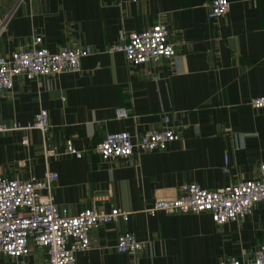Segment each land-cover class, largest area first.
Returning <instances> with one entry per match:
<instances>
[{
	"label": "crops",
	"instance_id": "0c3cea01",
	"mask_svg": "<svg viewBox=\"0 0 264 264\" xmlns=\"http://www.w3.org/2000/svg\"><path fill=\"white\" fill-rule=\"evenodd\" d=\"M210 1L0 0V55L36 36L53 51L93 48L77 72L17 76L11 89L0 91V122L26 124L41 108L50 118L45 138L39 128L0 132V175L56 170L60 208L130 212L127 221L92 229L91 246L77 252L76 264H218L229 256L252 257L264 244V202L223 224L208 212L146 211L157 198L177 197L184 183L214 189L257 176L264 162V107L250 104L264 94V0H230L229 11L215 18L208 16ZM157 22L169 26L174 56L134 64L109 49L121 30ZM118 106L128 107L130 116L117 118ZM167 124L180 133L167 149L108 159L94 150L108 132L141 134ZM68 138L84 150L81 157L46 155L47 148L63 152ZM123 230L144 241L137 254L117 250ZM0 264L23 263L2 256ZM24 264H48V254L31 243Z\"/></svg>",
	"mask_w": 264,
	"mask_h": 264
},
{
	"label": "built area",
	"instance_id": "2783aa9c",
	"mask_svg": "<svg viewBox=\"0 0 264 264\" xmlns=\"http://www.w3.org/2000/svg\"><path fill=\"white\" fill-rule=\"evenodd\" d=\"M230 0H211L208 16L215 18L226 14ZM121 51L134 64H143L169 58L177 53L175 43L170 40V28L164 22H157L140 31L121 30L118 42L109 48ZM91 45L63 46L58 51L42 46V37L20 47L9 55H0V91L11 89L17 76L29 79L59 72L81 70V60L92 53ZM250 104L255 108L264 107V94L253 96ZM130 116L126 106L116 107V117ZM169 116H165L168 123ZM39 128L44 138L50 128L49 111L41 108L35 119L26 124H12L1 121L0 132L18 129ZM180 138L178 128L166 125L151 128L141 134L129 130L108 132L95 144L94 150L103 158L127 157L138 152L164 150ZM28 144L29 139H24ZM83 149L75 146L72 138L66 140L63 152L47 148L46 155L61 153L83 155ZM226 166L229 155H225ZM59 177L56 170L46 169L42 176L28 178L0 175V257L10 256L21 263L31 251V243L44 249L48 254V264H76V254L91 246V230L101 223L127 221L130 212L113 207L110 210L92 206L84 207L71 214L60 208L55 201L54 184ZM264 202V162L259 165L258 175L219 186L214 189L203 187L198 182H188L180 186L175 198H157L146 208L150 215L159 211L169 214L186 212H208L212 219L223 224L240 220L252 213L256 204ZM116 248L119 252L137 254L144 248V241L130 230H123L117 236ZM218 264H264V244L249 258L229 256Z\"/></svg>",
	"mask_w": 264,
	"mask_h": 264
}]
</instances>
